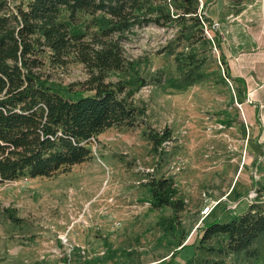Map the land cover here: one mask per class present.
I'll list each match as a JSON object with an SVG mask.
<instances>
[{"label":"rangeland","instance_id":"374dc122","mask_svg":"<svg viewBox=\"0 0 264 264\" xmlns=\"http://www.w3.org/2000/svg\"><path fill=\"white\" fill-rule=\"evenodd\" d=\"M215 1H195L200 24L172 20L114 35L131 64L107 79L134 89L143 78L134 100L146 116L89 141L91 157L80 165L0 183V264H264V235L240 254L221 251L227 236L201 242L214 220L264 209V0ZM159 2L172 14L183 7ZM78 17L74 32L99 30L90 15ZM46 71L64 91L89 78L74 57L65 67L46 59ZM150 129L170 139L155 149ZM162 178L185 201L176 221L171 207L151 204L150 182ZM251 191L252 204L235 205ZM204 193L218 205L201 220Z\"/></svg>","mask_w":264,"mask_h":264},{"label":"trees","instance_id":"16d2710c","mask_svg":"<svg viewBox=\"0 0 264 264\" xmlns=\"http://www.w3.org/2000/svg\"><path fill=\"white\" fill-rule=\"evenodd\" d=\"M159 1L0 0V183L50 177L80 165L91 157L89 141L114 126H133L146 116L144 104L134 100L145 86L143 78L134 82V89L124 80L107 79L109 73H121L131 64L114 35L151 23L165 26L172 20L200 24L201 16L196 0H181L183 7L175 8V14ZM230 1L240 6L245 0ZM65 10L68 21L60 18ZM80 12L90 15L99 30L89 35L74 32ZM72 57L89 71L85 88L78 92L75 84L66 91L58 89L46 71V59L65 67ZM149 138L158 149L170 134L150 129ZM150 186L152 206L171 207L176 221L185 201L173 181L152 180ZM217 235L227 236L224 253H247L264 235V209L255 204L230 222L214 220L204 229L201 242Z\"/></svg>","mask_w":264,"mask_h":264},{"label":"built area","instance_id":"2783aa9c","mask_svg":"<svg viewBox=\"0 0 264 264\" xmlns=\"http://www.w3.org/2000/svg\"><path fill=\"white\" fill-rule=\"evenodd\" d=\"M200 1H202V0H200ZM205 14H206V12H205ZM205 14H204V17H206ZM203 195L205 197L206 206L204 208H202V210H201V215H202L201 220H204L205 218H207L213 212L216 205H218L217 202L214 203V201L210 197H208L206 193H204ZM256 196H257V193L251 191V192H249V194L247 196H243V197L239 198V200H237V202H235V205H240L241 203H245V202L252 204L253 200L256 198ZM200 227L201 226L197 227L196 229H199ZM203 232H204V230H203Z\"/></svg>","mask_w":264,"mask_h":264},{"label":"crops","instance_id":"0c3cea01","mask_svg":"<svg viewBox=\"0 0 264 264\" xmlns=\"http://www.w3.org/2000/svg\"><path fill=\"white\" fill-rule=\"evenodd\" d=\"M216 2H218V0H216L215 3H216ZM257 11L259 12V13H257V14L260 15V16H261V19L263 20V19H264V9L261 10L260 5H259V6H257ZM221 14H222V18H223L225 12H223V13H221ZM232 30H233V28H228V29H227V32L229 33V35H230V33L232 32ZM260 31L263 32L264 29H262V30H260ZM186 249H187V248H186Z\"/></svg>","mask_w":264,"mask_h":264}]
</instances>
